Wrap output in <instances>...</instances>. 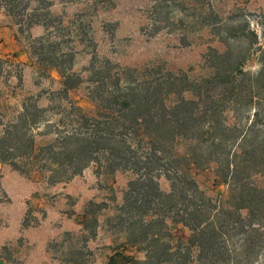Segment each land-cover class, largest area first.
I'll list each match as a JSON object with an SVG mask.
<instances>
[{
  "label": "trees",
  "instance_id": "trees-1",
  "mask_svg": "<svg viewBox=\"0 0 264 264\" xmlns=\"http://www.w3.org/2000/svg\"><path fill=\"white\" fill-rule=\"evenodd\" d=\"M37 1L45 7L31 8L32 0H0V7L19 31H48L30 41L29 59L43 72L55 71L59 87L45 107L34 97L22 102L0 135V161L48 185L70 181L91 165L106 177L130 171L113 226L145 256L121 253L108 264H264V47L256 33L248 31L256 50L234 56L227 38L219 37L226 33L212 31L224 50L209 47L208 73L200 77L96 57L83 76L73 71L78 52L62 51L61 41L50 38L51 1ZM83 27L77 19L65 31ZM253 56L256 72L245 69ZM81 88L89 113L70 97ZM204 172L213 175V187L226 186L225 194L199 189L196 175ZM107 207L89 202L84 228L96 227ZM70 254L68 264H86L81 248Z\"/></svg>",
  "mask_w": 264,
  "mask_h": 264
},
{
  "label": "rangeland",
  "instance_id": "rangeland-1",
  "mask_svg": "<svg viewBox=\"0 0 264 264\" xmlns=\"http://www.w3.org/2000/svg\"><path fill=\"white\" fill-rule=\"evenodd\" d=\"M48 1L53 21L50 38L61 41L60 50L74 48L78 52L73 71L83 76L93 57L120 66L154 64L172 71H190L191 77L204 76L208 73L204 56L209 47L224 50L218 33L212 31L226 33L219 37L227 38L234 56L256 50L258 45L264 47V0ZM30 7L42 9L45 5L32 0ZM77 19L82 20L83 29L65 31ZM14 23L0 7V59L4 61L0 68V135L15 120L26 98H37L38 105L45 107L50 92L59 87L55 71L43 72L29 59L30 41L48 31L41 26L19 31ZM76 25L71 27L77 29ZM248 31L256 33L258 45L252 46ZM259 68L256 56L245 65L252 72ZM70 97L90 112L83 88ZM133 177L130 171L122 170L112 177L97 175L91 165L70 181L48 185L0 161L4 193H0V229L9 220L13 228L2 237L0 258L8 264H68L71 251L81 248L86 264H108L110 257L119 259L121 253L144 259L145 253L128 242V234L113 226L123 192ZM196 180L208 196L226 192L224 185L213 187L210 172L198 173ZM158 182L162 191L169 190L163 177ZM89 202L108 206L98 212V224L92 230L83 225ZM173 232L179 235L181 230Z\"/></svg>",
  "mask_w": 264,
  "mask_h": 264
},
{
  "label": "crops",
  "instance_id": "crops-1",
  "mask_svg": "<svg viewBox=\"0 0 264 264\" xmlns=\"http://www.w3.org/2000/svg\"><path fill=\"white\" fill-rule=\"evenodd\" d=\"M20 216V215H19ZM20 223V222H19ZM20 226V225H19ZM17 227V232H16V234H20V227ZM11 229H13L12 228V226H11V223H10V220L8 221V225L6 226V227H4V228H1L0 229V245L2 244V242H4L5 241V238L4 239H2V237L4 236V234H6L7 232H9ZM16 234L14 235V236H16ZM9 239L11 238V237H8ZM1 259V258H0ZM2 264H8V263H5L4 261H3V263Z\"/></svg>",
  "mask_w": 264,
  "mask_h": 264
}]
</instances>
